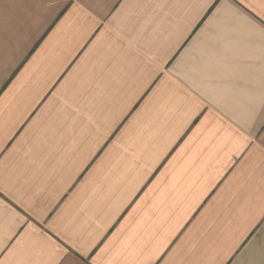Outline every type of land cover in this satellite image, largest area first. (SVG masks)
<instances>
[{"label":"crops","instance_id":"1","mask_svg":"<svg viewBox=\"0 0 264 264\" xmlns=\"http://www.w3.org/2000/svg\"><path fill=\"white\" fill-rule=\"evenodd\" d=\"M0 264H264V0H0Z\"/></svg>","mask_w":264,"mask_h":264}]
</instances>
